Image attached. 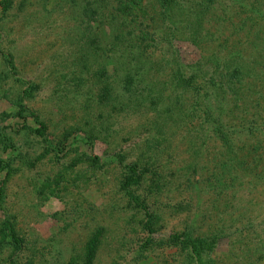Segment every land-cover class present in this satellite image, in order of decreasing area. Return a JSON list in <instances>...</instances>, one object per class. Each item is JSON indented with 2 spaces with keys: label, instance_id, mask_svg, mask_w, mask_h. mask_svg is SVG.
<instances>
[{
  "label": "trees",
  "instance_id": "trees-1",
  "mask_svg": "<svg viewBox=\"0 0 264 264\" xmlns=\"http://www.w3.org/2000/svg\"><path fill=\"white\" fill-rule=\"evenodd\" d=\"M17 1L0 0V21ZM81 24V52L67 78L81 93L91 82L87 100L103 108L99 118H106L104 110H109L107 120L113 114L135 121L150 110L157 114L148 154L132 161L115 155L124 169L119 191L142 214L141 228L148 234L136 261L160 250L159 264H264V230L255 227L253 209L264 202V0H233L228 10L219 0H81ZM184 44L199 52L197 59L187 61ZM4 59L15 73L13 55L5 53ZM17 80L23 88L11 102L23 123L18 132L46 139L47 124L28 104L40 86ZM167 121L199 141L195 157L203 155L206 141L215 145L206 161L196 159L188 167L182 185L185 192L205 193L210 208L188 215L183 227L156 240L164 214L138 190L146 186L151 198H158L170 184L158 162ZM101 127L83 131L92 149L110 134L105 122ZM0 144L6 152L17 150L7 135L0 136ZM88 161L105 167L96 155ZM13 162L0 159V176H5L0 211L5 186L16 173ZM177 209L185 211L184 204ZM103 236L101 229L91 238L81 264H95ZM24 244L7 215L0 222V255L8 249L11 255L0 264H21L15 257Z\"/></svg>",
  "mask_w": 264,
  "mask_h": 264
},
{
  "label": "rangeland",
  "instance_id": "rangeland-1",
  "mask_svg": "<svg viewBox=\"0 0 264 264\" xmlns=\"http://www.w3.org/2000/svg\"><path fill=\"white\" fill-rule=\"evenodd\" d=\"M219 1L227 10L233 4V0ZM81 25V0H18L0 21V136L7 135L17 147L6 152L0 144V159L14 160L16 169L5 186L6 204L0 211V222L7 215L15 221L25 241L15 257L21 264H81V254L101 229L103 244L95 264H159L160 250L136 261L148 234L141 228L142 214L119 191L124 169L115 158L119 153L132 161L143 152L148 154L150 145L146 142L155 133L151 124L157 114L150 110L140 121L113 114L107 120L109 110H104L106 118H99L103 108L87 100L91 82L81 93L67 78L81 52ZM184 46L187 61L198 58L194 47ZM5 53L13 55L15 73L5 62ZM17 79L40 86L28 104L47 124L46 139L18 132L23 123L16 118V107L11 102L23 88ZM103 122L110 134H103L92 149L83 131L94 125L102 129ZM163 133L158 162L170 184L158 198H151L146 186L138 190L164 214L166 223L153 236L156 240L183 227L188 215L208 212L207 195L185 192L182 185L186 183L188 167L196 159L206 161L215 147L206 141L203 155L197 158L193 151V146H200L197 139L174 128L172 121L164 123ZM91 155L101 157L105 167L91 165ZM191 175L197 176L193 171ZM4 179L0 176V180ZM181 203L183 212L177 209ZM186 203L190 207L186 208ZM253 209L254 217L258 216L255 227L264 230V216H260L264 202H257ZM10 255L8 249L0 255V263Z\"/></svg>",
  "mask_w": 264,
  "mask_h": 264
}]
</instances>
